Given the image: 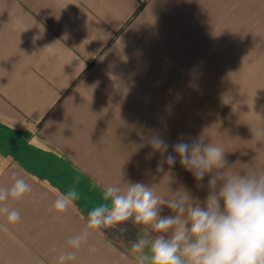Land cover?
<instances>
[{"label": "crops", "instance_id": "obj_1", "mask_svg": "<svg viewBox=\"0 0 264 264\" xmlns=\"http://www.w3.org/2000/svg\"><path fill=\"white\" fill-rule=\"evenodd\" d=\"M253 46L264 54V0H0V131L19 145L0 142V186L23 177L33 189L9 202L21 221L0 230V264H58L106 185L142 182L203 201L207 189L178 157L169 168L167 153L137 146L152 133L170 146L203 136L235 172V144L203 125V98L189 86L235 70V55L245 63ZM73 185L80 199L57 213L55 199ZM140 232L155 235L145 225L123 238L91 230L73 264H135Z\"/></svg>", "mask_w": 264, "mask_h": 264}, {"label": "clouds", "instance_id": "obj_2", "mask_svg": "<svg viewBox=\"0 0 264 264\" xmlns=\"http://www.w3.org/2000/svg\"><path fill=\"white\" fill-rule=\"evenodd\" d=\"M138 148L151 147L167 153L169 168L177 163L189 171L198 187L207 189L203 201L187 191L160 195L142 182L106 185L101 203L88 212L85 231L69 239L71 251L58 257V264H73L76 251L87 241L89 231L115 229L120 238L127 222L149 226L154 236L144 235L132 242L135 264H264V174L231 171L220 146L205 143L203 136L179 138L171 146L158 133L142 138ZM169 147L172 152H169ZM163 171V166H158ZM208 176L206 184H200ZM33 192L31 184L16 177L10 186H0V215L7 225L21 221L10 201H20ZM80 199L75 185L61 192L53 203L64 213ZM164 208L170 215H161ZM89 251H95L94 248Z\"/></svg>", "mask_w": 264, "mask_h": 264}, {"label": "rangeland", "instance_id": "obj_3", "mask_svg": "<svg viewBox=\"0 0 264 264\" xmlns=\"http://www.w3.org/2000/svg\"><path fill=\"white\" fill-rule=\"evenodd\" d=\"M258 51L259 47L253 46L245 63L243 56L236 54L235 70L206 71L201 84L189 86V95L203 98L198 104V110L204 113L203 125L219 127L220 138L235 144L234 171L241 174H264V54ZM227 57L232 66V55L224 56L221 62L228 63ZM207 59L210 60V56ZM217 81L220 82L217 87L207 85ZM0 142L17 149L16 141L1 131ZM123 226L134 232L135 225L131 222ZM141 233L140 236H144Z\"/></svg>", "mask_w": 264, "mask_h": 264}]
</instances>
